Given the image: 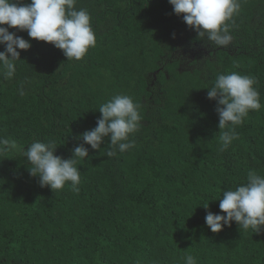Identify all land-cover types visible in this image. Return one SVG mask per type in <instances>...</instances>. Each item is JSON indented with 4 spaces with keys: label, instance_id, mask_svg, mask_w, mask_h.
Listing matches in <instances>:
<instances>
[{
    "label": "trees",
    "instance_id": "16d2710c",
    "mask_svg": "<svg viewBox=\"0 0 264 264\" xmlns=\"http://www.w3.org/2000/svg\"><path fill=\"white\" fill-rule=\"evenodd\" d=\"M238 2L226 47L200 39L169 0H76L96 36L80 61L9 27L31 48L18 49L13 78L0 69V138L17 145L0 154V264H185L188 255L196 264H264V229L233 222L213 233L205 222L208 211L223 214V191L249 171L264 176V0ZM232 72L256 80L262 107L220 151L208 91ZM118 94L141 120L135 147L109 158L107 138L94 150L80 137ZM36 141L64 159L88 148L78 192H53L30 175L23 152Z\"/></svg>",
    "mask_w": 264,
    "mask_h": 264
},
{
    "label": "clouds",
    "instance_id": "9594fccd",
    "mask_svg": "<svg viewBox=\"0 0 264 264\" xmlns=\"http://www.w3.org/2000/svg\"><path fill=\"white\" fill-rule=\"evenodd\" d=\"M177 16L194 29L200 39H207L218 47L231 43L228 22L239 11L238 0H169ZM76 0H0V69L6 79L14 77L16 62L21 60L19 50H29L31 44L8 29L27 31L33 40L47 42L62 50L67 61L82 60L89 49L95 47L96 36L91 27L90 14L75 8ZM6 25L8 27H3ZM256 80L236 72L220 74L208 91V98L217 102L220 151L226 150L237 138L235 128L242 124L250 111L259 110L260 94L254 87ZM19 94L24 95L21 86ZM138 105L127 95H115L99 106L101 118L97 126L83 133L80 139L92 149L99 150L105 139L109 141L107 157L117 151L124 153L135 147L130 137L140 127ZM80 144L72 150V157L56 155L57 147L51 143L33 142L23 154L30 165V175L39 178L41 187L53 192L69 186L79 191L81 171L79 160L89 157L88 148ZM14 141L0 138V154L16 150ZM223 214L207 212L205 222L213 233H220L235 222L239 230H252L259 234L264 229V176L249 171L247 182L234 190H225L218 200ZM206 210L209 205L203 206ZM185 264H196L188 255Z\"/></svg>",
    "mask_w": 264,
    "mask_h": 264
}]
</instances>
